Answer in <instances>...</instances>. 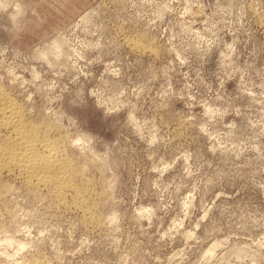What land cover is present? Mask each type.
<instances>
[{
	"label": "rangeland",
	"instance_id": "rangeland-1",
	"mask_svg": "<svg viewBox=\"0 0 264 264\" xmlns=\"http://www.w3.org/2000/svg\"><path fill=\"white\" fill-rule=\"evenodd\" d=\"M0 84L90 211L2 175L0 264H264V0H0Z\"/></svg>",
	"mask_w": 264,
	"mask_h": 264
},
{
	"label": "bare ground",
	"instance_id": "bare-ground-1",
	"mask_svg": "<svg viewBox=\"0 0 264 264\" xmlns=\"http://www.w3.org/2000/svg\"><path fill=\"white\" fill-rule=\"evenodd\" d=\"M61 44L62 41L59 39L54 41V47L58 52L57 54L60 55L62 54L60 51ZM138 45L129 42V46L132 48H139ZM41 55L44 56L45 54L42 53ZM4 88L0 84V129L5 132L0 137V177L5 174H14L27 186L33 189L46 190L47 193L49 192L54 196L59 204L62 203L75 210L78 209L81 211L80 215L84 214L83 216H85L90 212L89 206L87 209L84 203L87 198L84 200V196L88 189L86 191L83 189V187L86 188V185L82 187L80 182L78 184V180L82 179L83 174L81 175V170L76 169L75 161L73 162L67 155L62 154L64 153L62 150H65L64 147L61 149L60 145L63 144V139L60 142L56 135V138L51 137L56 127L44 118L40 121L29 120L25 114L27 109L24 107V112L21 103L12 98L11 94ZM57 127L59 126L57 125ZM59 136L62 138L61 135ZM76 137L79 138V136ZM81 139H88L87 142L89 141L88 137H83L76 139L75 143L78 144L77 140L81 141ZM33 264L40 263L35 262Z\"/></svg>",
	"mask_w": 264,
	"mask_h": 264
}]
</instances>
